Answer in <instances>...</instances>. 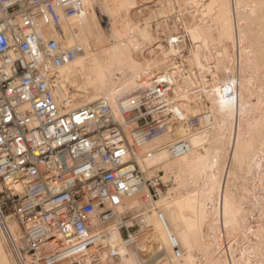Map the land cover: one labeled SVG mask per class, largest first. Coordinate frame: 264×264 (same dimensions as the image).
Masks as SVG:
<instances>
[{"label":"bare ground","instance_id":"1","mask_svg":"<svg viewBox=\"0 0 264 264\" xmlns=\"http://www.w3.org/2000/svg\"><path fill=\"white\" fill-rule=\"evenodd\" d=\"M81 1L80 16L66 18L55 8L53 21L39 32L73 52L57 78L56 95L67 100L68 110L104 102L119 115L120 98L166 78L171 84L162 100L177 116L135 154L145 180L162 172V181L173 177L175 186L153 203L141 201L145 186L127 198L133 215L142 213L136 221L143 235L126 248L119 224L108 226L98 241L106 249L98 250L95 264H264V0H189L186 9L195 10L185 9L181 21L193 51L182 33H153L147 21L133 19L147 12L160 15L161 23L174 21L166 13L169 0ZM206 17L213 24H205ZM210 47L214 57L206 52ZM170 56L184 69L173 66ZM212 58L214 71L204 64ZM205 73L212 77L209 84ZM178 140L189 151L172 157L165 147ZM159 214L179 245L178 257ZM5 223L0 222V264H15L7 231L14 236L18 227L11 219ZM156 237L160 248L150 245Z\"/></svg>","mask_w":264,"mask_h":264},{"label":"built area","instance_id":"2","mask_svg":"<svg viewBox=\"0 0 264 264\" xmlns=\"http://www.w3.org/2000/svg\"><path fill=\"white\" fill-rule=\"evenodd\" d=\"M55 8L71 18L83 3L0 0V222L17 224L19 233L7 234L18 264H95L106 249L98 243L102 230L112 224L126 248L137 245L142 213L133 215L126 200L145 186L141 201L153 203L165 184L159 173L145 180L135 154L177 116L162 100L166 78L120 98L119 115L104 102L69 111L56 91L73 52L39 33ZM165 149L180 157L189 145L178 140Z\"/></svg>","mask_w":264,"mask_h":264},{"label":"rangeland","instance_id":"3","mask_svg":"<svg viewBox=\"0 0 264 264\" xmlns=\"http://www.w3.org/2000/svg\"><path fill=\"white\" fill-rule=\"evenodd\" d=\"M154 3V5H157V4H159L160 2H161V0H152ZM170 1V5H171V8H166V13L168 14V13H171L172 14V17H174V21L175 20H177V21H172V22H168V23H161L160 21V19L158 18V17H160V15L159 16H156L157 15V13H156V15H154V14H152V15H150L149 13H147V12H145V13H142L141 15H139V16H137V17H134L133 19L135 20V21H137V22H139L138 24L139 25H144V23L147 21L148 22V26H149V29L153 32V33H155L156 31H157V29L158 28H160L161 30H166V32H170V33H172V32H176V31H178V32H180V33H182L184 36H185V42H186V44H187V47H188V49L190 50V51H193L194 50V44L192 43V41L188 38V36L186 35V30L184 29V25L185 24H183V14L184 13H187V12H190L192 9H190L189 10V8L188 9H186L187 8V6L188 7H190V5H187L186 6V3L188 4V3H190L191 1H189V0H169ZM182 1V2H181ZM172 2V3H171ZM175 3H177V4H175ZM179 3H180V5H179ZM201 3V2H200ZM199 3V4H200ZM176 5V6H175ZM186 7H185V6ZM180 6V7H179ZM199 6H201V5H199ZM184 7V8H183ZM182 8V9H181ZM168 9V10H167ZM185 9L186 10H189V11H187V12H184L185 11ZM195 9H193L192 11H194ZM202 10H204V8L203 7H200V8H198L197 9V13H199V11H202ZM161 12L163 11L162 9L160 10ZM158 13H160V12H158ZM149 16H151V17H149ZM180 17V18H179ZM182 20V21H181ZM179 21V22H178ZM146 22V23H147ZM178 23H180V24H178ZM204 23L205 24H207V25H211V24H213L212 22H211V19H210V17H206L205 18V20H204ZM206 52L207 53H209V54H211V56L212 57H214L215 55H214V50H212V48L210 47L209 49H207L206 50ZM232 52V51H231ZM234 53L236 54V50H234L233 49V55H234ZM169 60H171V62H172V64H173V66H177V67H179V69H181V70H183L184 69V66L185 65H183V64H181V63H178V60H177V57H172V56H170L169 57ZM213 61V58L212 59H210V60H208V61H204V64L206 65V67H211L210 68V70H212V71H214V63L212 62ZM180 65V66H179ZM260 73V72H259ZM259 73H257V75H259ZM261 75V74H260ZM204 80L207 82V84H209V83H211L212 82V77L209 75V74H207V73H205L204 75ZM262 76V75H261ZM257 77H259V76H257ZM247 117H248V114H245L244 116H243V118H242V122H241V124L243 125L242 126V128L244 129V126H245V124H246V120H247ZM159 175L161 176V177H163L164 176V174L162 173V172H159ZM251 181H253V180H250V181H248L249 182V186H250V188H253V189H257L256 187H257V185L255 186L254 184V186H255V188H254V186L253 187H251L252 186V183L253 182H251ZM164 182V184H165V188H163V192H162V194H164V193H166L167 191H168V189H170V188H173L174 186H175V181H174V178L172 177V178H170L168 181H163ZM255 182V181H254ZM258 183V181L256 182V184ZM259 191H255L254 192V194L255 193H257V194H255V196L258 198V199H260L259 198V196H258V194L260 195V192L258 193ZM263 196V195H262ZM261 196V197H262ZM262 199V198H261ZM260 199V201H262ZM263 202V201H262ZM261 202V203H262ZM263 204V203H262ZM255 212H257V213H255ZM254 213L256 214V216H255V214H254V216H253V220H254V222H258V220L261 218L260 216H264V212L263 213H261V215L259 216V215H257V214H260V212L259 211H255ZM263 214V215H262ZM258 216V217H257ZM6 233V232H5ZM17 233H19V231H18V229H17ZM142 235H143V233L141 234V236L140 237H142ZM158 237H156L155 238V241H153V242H151L150 243V245L151 246H155V247H158V248H160L159 246L161 245L160 244V242H158V239H157ZM172 238H174V237H172ZM175 239V238H174ZM9 242V241H8ZM155 244H158L157 246L155 245ZM177 245H178V243H177ZM9 246H10V244H9ZM11 247V246H10ZM9 247V248H10ZM162 247V246H161ZM178 247H179V245H178ZM11 250V249H10ZM9 249H8V246H7V251L9 252L10 251ZM12 252V251H11ZM135 252H139V253H141V251H139L138 249H135ZM14 254V253H13ZM15 256V255H14ZM149 257V262L151 263V257L150 256H148ZM148 257H146V259L145 260H148ZM151 260V261H150ZM17 262V261H16ZM15 262V264H17ZM158 262H155V263H153V264H157Z\"/></svg>","mask_w":264,"mask_h":264}]
</instances>
